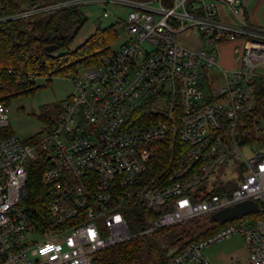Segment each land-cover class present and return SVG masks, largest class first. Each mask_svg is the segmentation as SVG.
<instances>
[{
	"label": "built area",
	"instance_id": "built-area-1",
	"mask_svg": "<svg viewBox=\"0 0 264 264\" xmlns=\"http://www.w3.org/2000/svg\"><path fill=\"white\" fill-rule=\"evenodd\" d=\"M110 5L127 9L129 38L72 75L74 93L37 138L5 132L0 102V264H96L100 251L134 236L248 200L259 216H237L163 264H210L202 249L233 234L245 255L228 264H264V153L242 156L249 133L264 134L253 86L264 78V27L241 15V0H55L9 18L88 6L109 17ZM193 32L196 46L185 42ZM236 41L224 68L215 54ZM212 66L223 84L206 91ZM164 99L168 112H153ZM36 160L47 197L38 223L22 202ZM223 166L237 168L233 188L220 180ZM133 203L158 211L134 234Z\"/></svg>",
	"mask_w": 264,
	"mask_h": 264
},
{
	"label": "trees",
	"instance_id": "trees-1",
	"mask_svg": "<svg viewBox=\"0 0 264 264\" xmlns=\"http://www.w3.org/2000/svg\"><path fill=\"white\" fill-rule=\"evenodd\" d=\"M55 0H0V102L8 106L11 99L21 94H32L37 78H45V86L53 77L76 73L79 66L98 64L116 39L113 25L96 31L74 50L67 49L83 25L78 8L59 9L28 17L9 18L25 9L26 4H46ZM47 45L59 48L46 52ZM257 99L256 111L264 124V78L253 82ZM61 111V103L42 107L40 117L45 124L53 123ZM7 133H13L7 127ZM246 140L264 141V134L250 132ZM44 161L30 165L26 194L22 200L27 214L36 223L47 217L45 186L41 180ZM211 193H219L212 190ZM262 210L256 211L259 216ZM254 213V212H253ZM158 211L138 203L128 206L127 223L131 233H139L150 226ZM211 214L177 225L163 227L108 247L97 254L96 264H163L171 255L192 242L207 238L232 222L213 221ZM254 216V217H255Z\"/></svg>",
	"mask_w": 264,
	"mask_h": 264
},
{
	"label": "rangeland",
	"instance_id": "rangeland-1",
	"mask_svg": "<svg viewBox=\"0 0 264 264\" xmlns=\"http://www.w3.org/2000/svg\"><path fill=\"white\" fill-rule=\"evenodd\" d=\"M32 6L40 5L33 3L25 4L23 7L28 8ZM78 9L83 15V25L68 45L67 49L62 50H74L77 46L87 40L97 28H105L110 25H113L116 31V39L111 43V49H118L129 38V33L122 20L125 18L127 12V9L124 6L110 5L109 9L114 15L109 17H102L101 10L97 7H78ZM185 42L192 46H196L198 44V39L195 36H190L189 38H186ZM215 58L222 66V56L220 57L215 54ZM82 69H84V67L79 66L77 71H82ZM72 75V73H69L64 77H53L51 78V83L46 86L45 78H37L35 80V86L39 87L35 89L32 94H21L11 99L7 106L9 130L21 141H29L33 138H37L46 126L44 120L40 117L42 107L45 105L62 103L70 94L74 93V87L71 82ZM204 84L206 91L209 86L216 87L223 84L222 75L216 66H212L206 71ZM155 107L156 108L153 112H156L158 109L166 112L169 110V105L165 99ZM256 152L264 153V141L254 142L251 144V147L244 148L242 150V156L248 158ZM235 170H237L236 167L230 168L223 166L220 168V180L229 188L235 186V179L233 177V172ZM246 171L247 170L244 167L243 172L246 173ZM262 205L263 204L261 203V208ZM255 213L256 212L247 214L245 215V218L249 220L255 216ZM202 253L210 264H228L231 257H244L245 255L243 241L238 234H233L206 246L202 249Z\"/></svg>",
	"mask_w": 264,
	"mask_h": 264
},
{
	"label": "crops",
	"instance_id": "crops-1",
	"mask_svg": "<svg viewBox=\"0 0 264 264\" xmlns=\"http://www.w3.org/2000/svg\"><path fill=\"white\" fill-rule=\"evenodd\" d=\"M242 2V16L250 23L264 27V0H241ZM230 19L234 20L230 15ZM195 36V33H192ZM238 41L232 42L220 47L218 56H222V66L230 68L234 65V49L238 45ZM221 65V64H220ZM264 73V69L261 70Z\"/></svg>",
	"mask_w": 264,
	"mask_h": 264
},
{
	"label": "water",
	"instance_id": "water-1",
	"mask_svg": "<svg viewBox=\"0 0 264 264\" xmlns=\"http://www.w3.org/2000/svg\"><path fill=\"white\" fill-rule=\"evenodd\" d=\"M59 48L58 45H47L45 47L46 52H52ZM257 209V203L254 201H244L237 203L231 207H227L224 209H221L213 214H211L210 218L213 221H220V222H226L229 220H232L233 218L237 216H242L248 213H251Z\"/></svg>",
	"mask_w": 264,
	"mask_h": 264
}]
</instances>
